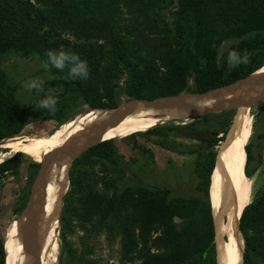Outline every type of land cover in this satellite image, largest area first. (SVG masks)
Here are the masks:
<instances>
[{"label":"trees","instance_id":"16d2710c","mask_svg":"<svg viewBox=\"0 0 264 264\" xmlns=\"http://www.w3.org/2000/svg\"><path fill=\"white\" fill-rule=\"evenodd\" d=\"M41 1L51 8L50 16L41 11L35 12L26 0H0V56L9 50L24 54L38 53L45 62L46 53L50 50L61 51L65 42L54 34L53 39L50 34L59 27L71 29L77 36L86 38L105 37L109 44L108 51L129 70V96L148 99L181 92L186 87V76L190 71L195 75L193 91L203 92L242 78L264 66V0H179L173 35L155 21L158 18L152 0H117L148 20H153L148 22V31L135 27L131 41L118 35L111 27L109 15L86 18L80 13L78 3L88 0ZM45 22H48L51 31L41 29ZM250 32L255 34L231 47V52L236 51L241 56L245 51L250 54L246 65L229 68V53L220 64L216 63L215 43ZM70 50L87 62L89 78L71 79L65 70L58 71L53 67L50 69L59 76L53 83H62L66 90L76 93L91 107L113 108L112 80L117 73L115 68L98 72L104 57L102 46L96 43L73 44ZM140 52L147 56H141ZM132 55L139 60L133 61L130 58ZM91 80L102 86L103 94L98 88H92ZM103 98L108 101H102ZM38 115L31 104H22L16 99L13 90L8 87L6 73L0 67V140L20 134L24 125ZM205 118L207 123L198 120L180 127L197 130L207 125L210 129L205 134L197 135L201 143L196 149L188 151L197 153L194 170L198 181L194 196L169 202L165 199L166 191L141 188L140 195L146 196L143 199L132 200L129 191H113L105 197L93 188L85 189L84 175L77 174L78 179L69 178L71 189L62 197L59 224L65 227V213L72 212L82 222L96 215L94 226L98 228L107 227L114 231L116 226L120 234L121 264L133 258L138 259L137 264H217L216 229L209 190L216 154L226 133L234 125L235 110L210 112ZM66 119L67 116H64L58 121L63 123ZM149 127L153 133L164 132L162 125ZM244 149L246 160L243 172L250 177L253 174L249 168L253 158L250 143L245 144ZM19 153L17 151L0 161V179L6 173L16 172ZM118 156L113 142L107 139L88 148L74 162L104 159L117 163ZM78 192L79 196L76 195ZM26 197L21 196L17 200L13 208L15 213L21 214ZM72 197L77 198L76 205L71 204ZM176 219L180 221L179 227L175 224ZM239 228L243 239V264H251L252 256L264 261V187L243 207ZM61 242H67L63 230H60ZM4 253L0 238V264L5 263ZM73 253L70 248L67 249L68 258L71 259ZM84 264L103 263L86 259Z\"/></svg>","mask_w":264,"mask_h":264},{"label":"rangeland","instance_id":"374dc122","mask_svg":"<svg viewBox=\"0 0 264 264\" xmlns=\"http://www.w3.org/2000/svg\"><path fill=\"white\" fill-rule=\"evenodd\" d=\"M26 1L30 2L35 12L41 11L50 16L51 8L41 0ZM152 3L153 10L158 18L155 21L159 23L160 27L166 29L170 35H173L179 0H152ZM78 9L86 18L100 17L103 14L109 15L111 27L118 35L125 36L130 41L134 39L131 33L135 27L148 31L146 28L148 22H153V20H148L139 13L132 11L125 3L117 0L80 1ZM41 29H50L48 22H45ZM50 34L51 36L54 34L56 38L59 37L61 41H65L61 46V51L65 52H72L70 46L73 44L96 43L101 45L104 49V57L98 72L115 68L117 73V76L112 80L114 87L113 106L117 107L129 99L136 98L129 96L127 93L128 68L117 62L113 54L108 51L109 44L105 37L86 38L77 36L71 29L62 27L55 28ZM254 34L255 32H250L215 43L213 47L216 50V63L220 64L231 52V47L241 39L252 37ZM140 55L147 56L144 52H140ZM130 58L133 61L139 60L134 55ZM43 63L44 60L38 53L24 54L20 51L9 50L0 56V67L6 73L8 87L13 90L16 99L22 104H31L40 114L28 121L20 134L9 139L0 140V161L9 158L17 151L21 152L19 153L20 160L16 172L6 173L0 179V238L3 241L4 249L9 244V234L19 222L17 216L20 213H15L13 208L21 196H27V201L31 184L49 146V138L62 123H59L58 120L67 116V119L63 122L69 121L78 113L91 108L76 93L66 90L62 83L54 84L53 81L59 76L51 69H44L42 67ZM138 64L142 65L141 62ZM162 70L164 71L163 67ZM65 72L68 73L66 69ZM32 79H40L44 82L43 91L29 92L24 89L23 84ZM91 82L93 83L92 88H98L100 93L103 94L102 86L96 84L95 81L91 80ZM194 89L195 75L193 71H190L186 76V87L182 91L193 92ZM49 96L55 97L58 101L54 113L37 108L38 102ZM102 101L106 102L108 100L103 98ZM198 108L209 109L206 106H199ZM231 110L234 111V109ZM220 111L190 115L186 110L176 117H155L141 122L138 130L124 133L120 138L111 139L119 155L116 158L117 163L108 162L104 159L93 162L81 160L74 162L80 155L75 157L67 167L66 179L68 185L66 184L64 194L71 189L70 177H74L76 180L78 175H84L85 189L93 188L98 193L102 192L101 194L105 197L113 191L117 193L129 191L132 200L143 199L146 196L140 195L141 188L150 191H166L165 199L169 202L194 196L198 181V176L194 170L197 153H189L188 151L196 149L198 144L201 143L197 139V135L205 134L210 129L207 125H204V129L197 130L180 127L198 120V122L207 123L206 114ZM170 119L174 120L167 121ZM155 125H162L164 132L156 134L150 131L151 127L147 128ZM247 127L249 132L245 144L250 143L253 158L249 168L253 170V174L246 177L247 180H245L249 192L244 206L251 202L255 194L264 187V101L250 107ZM16 142H20L21 145H15ZM7 144H13L14 147L1 146ZM76 195L79 196V192ZM76 199V197H72L71 204L76 205L78 203ZM62 202L61 198L59 212L61 211ZM65 216L67 225L64 227L59 224V220L55 221L51 225L50 233L45 238L44 243L47 248L45 264H84L86 259H95L103 264L122 263L120 258V234L116 226L114 231H110L107 227L98 228L94 226L97 222L96 215L90 220H83V222L77 219L72 212L65 213ZM174 221L179 227L180 221L177 219ZM60 230H63L66 235L67 242L65 244H62V242L60 244ZM69 248L74 251L71 259L66 254ZM137 263L138 259L133 258L124 264ZM251 264H264V261L260 257L252 256Z\"/></svg>","mask_w":264,"mask_h":264},{"label":"bare ground","instance_id":"6f19581e","mask_svg":"<svg viewBox=\"0 0 264 264\" xmlns=\"http://www.w3.org/2000/svg\"><path fill=\"white\" fill-rule=\"evenodd\" d=\"M253 72L251 79H264L263 65ZM262 89H264V84L247 92L191 98L187 100V103L194 107L206 106L210 109L217 104L225 105L232 99L257 95L258 91ZM186 110L181 106L167 107L166 109L140 106L129 115L121 118L119 116L110 117L112 111L108 108L84 110L71 120L58 126L49 138L50 143L44 157L56 150L63 153L65 145L69 143L76 144L77 151H81V149L95 142L120 138L124 133L136 131L140 128L141 122L155 117H176ZM249 113L250 107L248 106H239L235 109L234 125L226 133L225 140L216 154L215 166L211 176L209 193L216 229L217 264H243L242 253L244 251H242L243 240L239 228V219L249 192V188L245 184L247 178L243 172L246 160L244 145L249 132L247 127ZM15 145H21V143L16 142ZM1 146L14 147L13 144ZM69 160L70 158L67 157L65 160L55 162L50 167L43 178L44 182L38 189L37 198L31 204L32 219L39 245L37 264H45L47 252L44 243L45 238L50 233L51 225L59 220V206L67 184L66 173ZM18 221L8 236L9 244L5 249L4 264H32V258L23 245V234L25 235L27 231L28 222L22 227L23 218L18 219ZM237 254L238 260L236 259Z\"/></svg>","mask_w":264,"mask_h":264},{"label":"water","instance_id":"95a60500","mask_svg":"<svg viewBox=\"0 0 264 264\" xmlns=\"http://www.w3.org/2000/svg\"><path fill=\"white\" fill-rule=\"evenodd\" d=\"M253 73L254 72H251L242 78L236 79L224 85H220V86L208 89L203 92L182 91L177 94L158 96L152 99L133 98V99H129L123 102L117 107L108 108V110L112 111L110 117L119 116L121 118V117H125L129 115L132 111H134L137 107H140V106L151 107L154 109H166L167 107L181 106L187 109L190 115L205 114L209 111H217V110H223V109H234L235 110L239 106L251 107L252 105L256 103H260L264 101V89H262L261 91H258L257 95L232 99V100H229L228 103H226L225 105L217 104L213 106L212 108L206 109V110L192 106L191 104L187 103V100L191 98H200L202 96H207V95H223L226 93L247 92L251 89H256L259 85L264 84V79H259V78L251 79V76ZM243 80L245 81L243 82ZM95 108H98V107H91V108L86 109L85 111L95 109ZM97 143L99 142H95L92 145H89L86 148L81 149V151H77L78 149H76V144L74 143L66 144L64 147L65 151L63 153L58 152V150L53 151L49 153L48 155H46L44 157V160L39 164V169H38L36 177L34 178L31 184L27 201L21 211L20 216L17 218V219L23 218L22 227L25 225L26 222H28L27 231L25 235L23 234L24 236L23 245L27 253L32 258V264H37L36 262L39 257V245H38V236L36 233L34 221L32 219L33 210H32L31 204L34 202L35 198H37L38 189L41 186V183L44 182V179H43L44 176L47 174V172L50 170V167L55 162L59 160H65L68 157L70 158L69 160V163H70L75 157L81 155V153L86 151L88 148L96 145ZM72 147L75 148L76 150L73 149Z\"/></svg>","mask_w":264,"mask_h":264},{"label":"clouds","instance_id":"9594fccd","mask_svg":"<svg viewBox=\"0 0 264 264\" xmlns=\"http://www.w3.org/2000/svg\"><path fill=\"white\" fill-rule=\"evenodd\" d=\"M46 61L42 64V67L46 70L55 68L58 71H64L68 69V76L71 79L87 80L89 78V68L86 61L81 60L79 55L72 52L65 51H48L46 53ZM250 54L245 51L241 56L238 52L232 51L228 55L229 68H235L241 64H247L249 62ZM43 81L40 79H32L23 84L26 91H43ZM58 101L55 97L49 96L41 99L38 104V109H45L50 113L56 111V105Z\"/></svg>","mask_w":264,"mask_h":264},{"label":"snow or ice","instance_id":"6c2138e0","mask_svg":"<svg viewBox=\"0 0 264 264\" xmlns=\"http://www.w3.org/2000/svg\"><path fill=\"white\" fill-rule=\"evenodd\" d=\"M236 259H237V260L239 259L238 254H237V256H236Z\"/></svg>","mask_w":264,"mask_h":264}]
</instances>
